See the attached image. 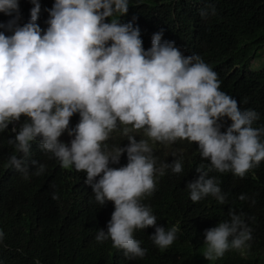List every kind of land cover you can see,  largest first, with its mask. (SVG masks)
Listing matches in <instances>:
<instances>
[{
	"label": "clouds",
	"instance_id": "clouds-1",
	"mask_svg": "<svg viewBox=\"0 0 264 264\" xmlns=\"http://www.w3.org/2000/svg\"><path fill=\"white\" fill-rule=\"evenodd\" d=\"M32 3L29 22L13 29L18 0H0V12L15 13L8 24L12 34L0 32V132L22 116L28 118L18 131L11 129L16 135L8 143L22 155L10 156L6 167L29 179L25 158L32 142H38L62 168L86 173L85 183L101 207L113 202L107 231L98 230L97 242L110 239L126 257L143 258L147 249L134 232L153 227L150 238L166 250L177 239L179 226L166 230L157 225L142 201L156 190L157 176L168 168L182 173L183 164L175 159L156 167L153 144L195 143L211 169L243 178L264 161V128L253 127L258 114L242 111L236 99L220 90L218 74L199 55L185 56L173 41L162 42V32L153 35L145 50L139 28L114 18L127 14L129 0H55L46 30L37 23L38 0ZM76 113L80 120L70 129ZM224 118L231 124L221 131ZM117 130L129 143L109 149L107 142ZM65 131L74 136L70 146L59 139ZM141 132L146 139L137 141L134 133ZM125 152V166L109 167ZM44 170L40 164L35 175ZM196 171L199 177L186 186L191 201L212 196L225 204L217 180L201 167ZM228 215L229 220L205 230L202 255L209 261L250 247L252 230L243 213L229 209ZM3 239L0 230V244Z\"/></svg>",
	"mask_w": 264,
	"mask_h": 264
},
{
	"label": "trees",
	"instance_id": "trees-1",
	"mask_svg": "<svg viewBox=\"0 0 264 264\" xmlns=\"http://www.w3.org/2000/svg\"><path fill=\"white\" fill-rule=\"evenodd\" d=\"M38 2L37 23L46 30L48 10L55 0ZM18 3L19 19L13 29L29 22L34 7L32 0ZM13 16L15 13L9 16L0 12V24L4 25L0 32L12 34L8 24ZM114 18L139 28L145 50L151 47L153 35L162 32V42L173 41L185 56L199 55L218 74L220 90L236 99L242 111L254 110L259 118L253 127L264 128V69H252L256 52L264 46V0H129L127 14ZM79 120V113L74 114L69 128L74 129ZM25 122L28 118L22 116L0 132V230L4 232L0 264H264V161L240 178L211 169L195 143L153 144L156 167L181 159L183 171L175 174L168 168L165 175L157 176L156 190L142 203L151 208L157 225L166 230L178 225L180 231L174 243L161 251L150 238L155 228L136 230L134 238L147 252L143 258H129L122 249L113 248L110 239L96 241L99 229L107 231L114 204L107 201L101 207L95 201L91 186L85 183V172L62 168L38 142H32L30 155L25 158L29 179L6 167L10 156L22 155L8 143L16 135L11 129L18 131ZM221 123V131H225L231 120L224 118ZM134 134L137 141L146 139L142 132ZM73 138L65 131L59 139L70 146ZM107 143L111 149L125 147L129 141L122 130H117ZM127 162L125 152L119 163L110 162L109 167L119 168ZM40 164L45 170L35 175ZM198 167L217 180L225 204L212 196L191 201L186 186L199 177ZM54 194L58 199H53ZM241 194L247 197L243 201ZM229 209L243 213L252 230L250 247L243 254L229 250L222 258L209 261L202 255L205 230L229 220Z\"/></svg>",
	"mask_w": 264,
	"mask_h": 264
},
{
	"label": "rangeland",
	"instance_id": "rangeland-1",
	"mask_svg": "<svg viewBox=\"0 0 264 264\" xmlns=\"http://www.w3.org/2000/svg\"><path fill=\"white\" fill-rule=\"evenodd\" d=\"M252 69L261 70L264 69V46L256 52L255 57L252 60Z\"/></svg>",
	"mask_w": 264,
	"mask_h": 264
}]
</instances>
